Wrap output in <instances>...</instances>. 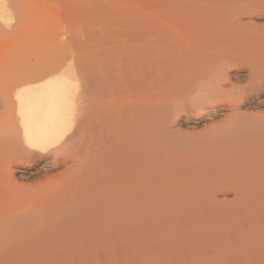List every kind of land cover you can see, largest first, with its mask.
Here are the masks:
<instances>
[{
	"label": "rangeland",
	"instance_id": "obj_1",
	"mask_svg": "<svg viewBox=\"0 0 264 264\" xmlns=\"http://www.w3.org/2000/svg\"><path fill=\"white\" fill-rule=\"evenodd\" d=\"M26 1L25 14H13L9 34H0V216H13L1 224L13 227L27 216L42 221L45 232L53 229L57 239L51 247L65 255L47 256L46 264H172L157 253L168 248L159 237L174 216L176 238L166 237L188 260L264 264V104L246 106L237 116L214 110L228 98H209L200 110L194 104L208 97L199 82L208 77L190 71L225 40L233 45L224 83L242 86L252 68L264 66V0ZM108 47L117 63L106 68ZM7 50L8 74L2 67ZM70 67L76 81L69 125L54 147L34 159L21 136L12 90ZM105 75L120 79L108 80L119 86L108 89ZM126 76L136 86L128 87ZM102 130L111 136L106 148ZM104 150L135 155L125 170L140 176L137 190L116 192L97 184L95 163ZM127 201L142 208L131 223L117 215ZM8 256L0 254V264H9Z\"/></svg>",
	"mask_w": 264,
	"mask_h": 264
},
{
	"label": "bare ground",
	"instance_id": "obj_2",
	"mask_svg": "<svg viewBox=\"0 0 264 264\" xmlns=\"http://www.w3.org/2000/svg\"><path fill=\"white\" fill-rule=\"evenodd\" d=\"M64 2L67 3L65 0H63L62 3H64ZM72 2L70 3L71 5H72ZM26 6H27L26 0H0V34L2 36H7L9 34V30L12 28V22H13V17H14L13 14H25ZM62 6H64V5L62 4ZM107 9H109V8H107ZM46 12H49V11H46ZM30 13L31 14L33 13L32 9H30ZM36 13H38V12H36ZM69 13H71V12H69ZM82 13H83V10H82ZM64 14H66V13H64ZM214 15H217V14H198V17L200 16V18H204V17L210 18V17H213ZM218 17H220V16H218ZM183 24L184 23L182 22V25ZM200 27H198V28H200ZM186 28H187V26H186ZM193 29H194V27H193ZM219 35H221V34H219ZM216 36H218V35H216ZM181 38H183V37H181ZM189 43H190V41H189ZM215 44H216L215 45L216 51L214 54H211L208 56L203 55L196 63H195L196 60L191 63V64L195 63L193 65V68H195V69H190V71L193 70V72H200L201 74L204 73L205 78L208 77V80L204 79V80H200V82H199L200 83L199 85L205 86L203 88V90H204L203 93H206V97H208V98L200 99L198 102L196 101L194 106H196L197 108H200V110H204V109H207L206 103H207L209 98L216 99V98H224L225 97V98L229 99L228 104L223 108L222 107H216V108H214V110L217 108L219 109V111L221 109H224V110L227 109L228 111H230L231 115L242 116V115H244V113L241 112L242 108H245L246 106H249L251 104H257V105L258 104L260 105L261 103L264 104V66H256V67L252 68L251 71L248 72L247 76L244 75L247 78L244 81L245 84L242 86L236 85V84L233 85L231 83L230 84L224 83V81H222V80L226 79V76H227V74L225 72V68L231 62V45H233V43L228 41V40H225V42H220V43L218 42ZM104 54H106V57L104 59V64H105L106 68H107V66L109 67V65H113V64L117 63V53H116V51H114V48L113 49H112V47L105 48ZM100 55H101V53H100ZM127 60L131 61L130 59H127ZM136 62H138V61H136ZM176 64H178V63H176ZM2 67L5 70L6 74H8L10 71L9 70L10 69V54H9L8 50L6 53H4V58L2 59ZM187 67H190V66L187 65ZM172 68H174V67H172ZM126 71L128 72V70H126ZM186 71H189V70H186ZM239 73H241V72H239ZM201 74L199 77H201ZM236 74H237V72H236ZM130 75H132V73H130ZM136 75H138V74H136ZM188 75H190V73ZM47 76H49V75H46L45 76L46 78L41 77V78H38L34 81H25V82L17 85L12 90V96L14 97V103H15V107H16L17 119L19 121L20 129H21V136H22L23 142L29 148L31 156H34V159L36 158V155L39 152H44V151L54 147L59 142V140L64 136V133L67 130V127L69 125V121H70V113L69 112H70V108L73 105V100H74L73 92L75 89L76 74H75V71L73 70L72 67H70L68 69H64L57 77H48L47 78ZM107 76H108V73H107ZM127 76H126V79L127 78L129 79L128 87L130 85H134V84H131L134 81H130V77H127ZM187 76L185 77V75H183L181 77H184L185 79L184 78L183 79L186 80V79H188ZM109 78H110V76H109ZM195 78H198V77L195 76ZM111 79H113V77H111L110 79H106V75H105V81H106L107 88L108 87L114 88V87H116V85H118L115 82L108 81ZM116 79L117 78L113 79V81H115ZM122 79H123V77H122ZM237 79H235V80H237ZM119 80H116L117 83ZM195 80H197V79H194V81ZM230 80H231V76H230ZM232 80H233V78H232ZM232 80H231V82H232ZM174 82H176V81H174ZM138 83H139V81H138ZM192 83H194V82L192 81ZM179 84L182 85V82ZM185 85L182 87H186ZM189 85L191 87V85H193V84L189 83ZM228 85L231 86V89L228 88ZM106 86H104V87H106ZM134 86H136V85H134ZM134 86H133V88H136ZM120 87H118L119 91L121 90ZM149 87H151V86H149ZM104 89H106V88H104ZM146 89H147V86H146ZM197 89H198V87L196 88V91H199ZM118 90L117 89L114 90L116 94H117V92H119ZM124 90H127V89H124ZM120 92L123 93V92H128V91H120ZM198 93H200V92H197V94ZM107 95H109V94H107ZM189 95H191V94L189 93ZM231 95H233V97H231ZM140 96H142L141 99H143V96H147V95H144V93H142ZM136 99H139L138 96ZM117 101H119V100H117ZM116 102H114V103L112 102V103L115 104ZM134 102H136V101H134ZM117 103H118V108H122V102H117ZM126 105H128V104H126ZM133 105L135 106V104H133ZM136 105H137L136 107H138V104H136ZM112 106H114V105H112ZM141 106H143V105L141 104ZM110 107H111V105H110ZM128 108L131 109L130 107H128ZM139 108H140V105H139ZM139 108H137V109H139ZM123 109L126 110L125 108H123ZM132 109H134V107ZM107 110H109V109H107ZM120 111H122V109ZM137 111L141 112L143 110H134L135 113H137ZM124 113L126 114V113H128V111H126ZM124 113H123V115H125ZM139 113H137V114H139ZM110 115H113V114H110ZM134 116H135V114H134ZM108 117H112V116H108ZM127 117H128V115H127ZM125 118H126V115L122 118L126 122L127 120H125ZM135 118H138V117H135ZM105 119L109 120V118H105ZM252 120H255V118H253ZM124 121H122V122L120 121L121 124H119V126H118L119 127L118 132L119 131L122 132L121 130H123V129H121V128H122V123ZM138 122H139V120H138ZM251 123H253V122H251ZM251 123H249V124H251ZM124 124L128 125V123L127 124L124 123ZM130 125H132V122ZM137 125H139V124H137ZM132 126H134V125H132ZM136 128H138V127H136ZM128 129L129 128H127L126 130L128 131ZM133 129H135V128L133 127ZM137 130L134 133H137ZM129 132L130 131H128V133ZM102 133H103L104 142H105L104 145L106 148L109 145L108 141H110L109 138H111V136L109 135V137H108V134L106 132H104L103 130H102ZM130 134L127 137H130L131 136ZM121 135L123 136V134H121ZM136 135H138V133L135 134L134 136H136ZM131 137H133V136H131ZM125 139L127 140V138H125ZM113 140H115L114 142H116L115 137ZM129 140H131V139H129ZM110 144H115V143L110 142ZM119 145H121V144L119 143L118 145H115V146L120 148ZM137 145H138V143H137ZM129 147H131V146H129ZM138 147H140V146H138ZM99 148H103V146H100ZM118 148H117V150H118ZM139 150H142V149H139ZM108 151L104 150V152H105L104 155H102L101 158H99V157L97 158V159H100L99 163H95V169L94 170L96 172L95 171L94 172L96 174L94 173L95 174L94 178H95L97 184L100 185L101 188L107 187L110 190L116 191V192H117V190H126V189L137 190V188H139L138 186L141 184V182H140L141 179H139L140 176H138L137 174H134V173H136L135 171L131 172L130 174H127L126 170H125L126 164L128 162H130V161L132 162V160L136 159V158H134L135 155L134 156H133V154H131V156L126 155V153H124V152H126L127 150H124V152H122L121 154L119 151H117L118 152L117 154H120V155H117V154H111L110 155L109 153H107ZM139 152H141V151H139ZM145 152H146L145 153V156H146L148 154L147 153L148 151L145 150ZM96 153H100V152L97 151ZM96 155L98 156L99 154H96ZM136 155H138V154H136ZM148 157L150 158V156H148ZM137 158H139V157H137ZM97 159H96V161H98ZM148 160L149 159H147V161ZM135 162H137V161L135 160ZM142 163L144 164V162H142ZM133 164H134V162H133ZM145 164L147 165V163H145ZM135 165H136V163H135ZM146 167H144L142 169H145ZM129 168L130 169H128V171L131 169H134L133 167H130V166H129ZM146 171H147V169H146ZM147 173H149V172H147ZM141 174H142V172H141ZM153 174H154V172H153ZM156 174H154V175L156 176ZM148 175H150V174H148ZM143 177L145 178L144 174H143ZM151 178L152 179L155 178L154 181L156 180V177L151 176ZM144 180L146 182L148 181L146 179H144ZM152 186H154V185H151L150 187H152ZM145 190H150V189H145ZM138 193L140 194V192H138ZM138 193H136V194L138 195ZM121 196H124V194ZM127 196L129 197L130 195H127ZM148 198H150V197H148ZM139 200L140 199L138 197L137 202ZM223 201L217 200V202H223ZM130 202H131V200H130ZM224 202H227V201H224ZM127 203H129V202L127 201ZM117 204H118V202H117ZM124 204H125V202H124ZM244 204H246V203H243V205ZM123 205H120V206H123ZM140 206L137 204L129 203L128 205H126V207L125 206L121 207L119 209L117 215H118L120 220H124L127 223H131L137 219V217L140 213V210L142 209ZM170 207H172V206H170ZM214 212L217 213V211H214ZM218 212H220V211H218ZM237 214H238V212H237ZM12 217L13 216H11L10 214H7L5 216H2V215L0 216V254L1 255H9L8 256L9 257V260H8L9 264H46L45 258L47 256L65 255V254H63L64 252H62V251H61L62 253L57 252V253H60L58 255L56 253L57 249L54 246L51 247L52 242L57 239V234L53 229H49V232H45L47 230V228L45 227V224H43L42 221L35 222L36 220L32 221L29 219L30 217L20 216L16 220V222H19V223L17 225H14L13 227H5L1 224L5 218L10 220ZM175 221H177V219L175 220L174 216H169V220H168L169 226L166 227V229L168 231L162 237H159L160 245H162L166 241L168 248L165 251L163 249L158 250V253H157L159 255L158 257H162L165 260L170 259V260H172V262H171L172 264H207V259L204 257H199V258L194 257V258H191L190 260H188V258L184 255V251L182 248H178L174 245H171V246L169 245V240L166 236L176 238L172 234V233H174L175 230L172 229L174 231H171L172 227H174V228L176 227ZM181 224H183V223H181ZM243 224H244V222H243ZM53 231H54V233H53ZM75 233H77V232H75ZM178 233L182 234L181 232H178ZM56 246H58V245H56ZM204 251L209 252L208 250H204ZM99 254H101V253H99ZM229 260L232 261V260H234V258L229 259ZM52 261H53V259H51V263L53 264ZM57 262H63V261H60L58 258ZM59 264H61V263H59ZM236 264H238V263H236Z\"/></svg>",
	"mask_w": 264,
	"mask_h": 264
}]
</instances>
